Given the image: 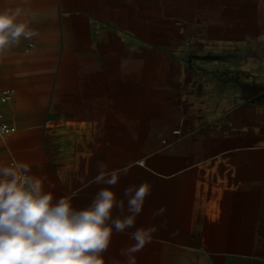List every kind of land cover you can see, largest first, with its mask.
Returning a JSON list of instances; mask_svg holds the SVG:
<instances>
[{"label":"crops","instance_id":"0c3cea01","mask_svg":"<svg viewBox=\"0 0 264 264\" xmlns=\"http://www.w3.org/2000/svg\"><path fill=\"white\" fill-rule=\"evenodd\" d=\"M18 6L39 37L0 57V165L29 163L77 209L106 187L100 162L127 169L125 210L149 183L136 264H264V0H0Z\"/></svg>","mask_w":264,"mask_h":264},{"label":"clouds","instance_id":"9594fccd","mask_svg":"<svg viewBox=\"0 0 264 264\" xmlns=\"http://www.w3.org/2000/svg\"><path fill=\"white\" fill-rule=\"evenodd\" d=\"M27 3V0H25ZM27 9L0 10V57L19 46L21 40L39 37L29 26ZM100 188L90 204L75 208L66 196L57 197L46 187V177L33 174L29 163L12 161L0 165V264H105L114 232L130 233L134 242L121 249L124 264H136L135 254L152 242L155 226L136 227L151 186L144 182L124 190L125 200L112 189L127 169H106L98 163ZM114 210L118 214L114 216ZM160 208L154 215H162Z\"/></svg>","mask_w":264,"mask_h":264},{"label":"built area","instance_id":"2783aa9c","mask_svg":"<svg viewBox=\"0 0 264 264\" xmlns=\"http://www.w3.org/2000/svg\"><path fill=\"white\" fill-rule=\"evenodd\" d=\"M10 98V91L8 89H2L0 90V115H1V105L6 102ZM13 126L8 125L7 123H4L0 121V133L5 134L13 130ZM174 133H179V130H174Z\"/></svg>","mask_w":264,"mask_h":264}]
</instances>
